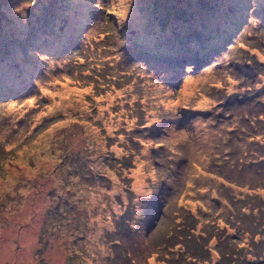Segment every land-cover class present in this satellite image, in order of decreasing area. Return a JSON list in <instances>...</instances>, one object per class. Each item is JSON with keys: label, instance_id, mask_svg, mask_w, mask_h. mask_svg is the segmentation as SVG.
<instances>
[{"label": "rangeland", "instance_id": "1", "mask_svg": "<svg viewBox=\"0 0 264 264\" xmlns=\"http://www.w3.org/2000/svg\"><path fill=\"white\" fill-rule=\"evenodd\" d=\"M215 1L0 0V264H264V0L169 60Z\"/></svg>", "mask_w": 264, "mask_h": 264}, {"label": "bare ground", "instance_id": "2", "mask_svg": "<svg viewBox=\"0 0 264 264\" xmlns=\"http://www.w3.org/2000/svg\"><path fill=\"white\" fill-rule=\"evenodd\" d=\"M218 0L215 1L214 10L215 14H218L217 22L215 25V30L210 34V25L212 23V19L207 20V34L204 36L211 37V40L208 44L205 43L202 47L201 51V58H198L197 60H201L203 64L210 65L213 62V55L215 51L218 49L214 48V44L219 43L221 44L223 36L230 35V31L234 28V24L239 19V17L243 16L245 7L248 3V0H222L220 8L216 6ZM230 5L234 7L233 11H230ZM220 9V11H219ZM82 24L78 28H80ZM213 36V37H212ZM174 50H177L174 49ZM247 99H243L240 102H246ZM180 165L179 167H181ZM137 180H135V189L137 191L143 192L144 186L142 185V182L140 180L139 174H137ZM237 185V186H232ZM238 187V192H241L242 188H245L244 186L238 185L236 183L231 184L228 186L230 190H235V188ZM94 246V245H93Z\"/></svg>", "mask_w": 264, "mask_h": 264}, {"label": "trees", "instance_id": "3", "mask_svg": "<svg viewBox=\"0 0 264 264\" xmlns=\"http://www.w3.org/2000/svg\"><path fill=\"white\" fill-rule=\"evenodd\" d=\"M186 18H188V15L186 16ZM180 50L177 51V63L178 66L177 70L175 71V74H179V70H182V68L184 66H190L193 65V62L196 60L197 56H196V52H200L202 51V47L199 48H195V47H191V46H187L184 48H179ZM182 49V50H181ZM133 133L135 131H132ZM108 160H118L115 157L113 159H111L108 156H105V161L107 162ZM80 161V160H79ZM120 163L122 165H124L125 167H127L128 165H130L129 167H131L133 165V161H132V155H124L121 159H120ZM81 166L83 167V169L85 170L86 176H88V172H90L89 170H87V164L86 163H82ZM100 167V166H99ZM74 171L78 174L80 173L79 171V166L78 167H74Z\"/></svg>", "mask_w": 264, "mask_h": 264}, {"label": "clouds", "instance_id": "4", "mask_svg": "<svg viewBox=\"0 0 264 264\" xmlns=\"http://www.w3.org/2000/svg\"><path fill=\"white\" fill-rule=\"evenodd\" d=\"M176 63H177V61H175ZM177 65H178V63H177ZM196 66V65H195ZM198 66V65H197ZM183 69V68H182ZM176 70V69H175ZM219 103V102H218ZM241 103V102H240ZM164 118V117H163ZM160 122V121H159ZM168 121H167V119L166 118H164L163 119V121H162V129L160 128V124L158 123V125H157V128H156V132L158 133V134H160L161 135V133H162V131H163V129H164V127H165V124L167 123ZM147 127L146 126H141V129H146ZM159 131V132H158ZM249 138V140H250V137H247V139ZM261 144H263L262 143V141L260 142ZM227 144V143H226ZM155 145H159L158 143H156ZM264 145V144H263ZM231 150H232V148H231ZM247 153V152H246ZM243 155V154H242ZM186 157V161H188L189 159H191V156H190V154H188L187 153V155L185 156ZM245 159H247V156L244 158V160ZM264 159V158H263ZM248 160V159H247ZM240 161H241V159H240ZM180 163V162H179ZM178 163V164H179ZM178 164H175L173 167H172V173L173 174H177L178 172H179V170L181 169H184L182 166L181 167H178L177 169H176V166L178 165ZM251 164H253V162L251 163ZM251 164H250V168H251ZM245 165H247L248 166V164H245ZM191 168H196V169H202L203 167L202 166H200L199 164H195L194 163V161H191ZM190 168H188V170H189ZM200 175V174H199ZM200 176H203V177H206V175L205 174H203V175H200ZM207 178V177H206ZM186 180V177L185 178H183V180H182V183L184 182ZM209 181H212L211 179H208ZM213 182V181H212ZM181 183V184H182ZM230 183V182H229ZM183 188V187H182ZM250 190H252V189H250ZM256 192H258V191H254V190H252V193H256ZM186 193V192H185ZM187 195H189L191 198L190 199H188V204L189 205H187L188 207H195V204L198 202V203H200V204H202V203H206V201L205 200H203L202 198L203 197H205L206 195H202V194H198V195H192L191 193H186ZM212 196H214L213 194H210V196L209 197H212ZM185 198H186V196H184ZM222 200H223V198H222ZM206 205H207V203H206ZM199 209H201V211H202V213L204 214V215H206V214H208L209 213V208H208V206H207V209H204V208H202V207H198Z\"/></svg>", "mask_w": 264, "mask_h": 264}, {"label": "water", "instance_id": "5", "mask_svg": "<svg viewBox=\"0 0 264 264\" xmlns=\"http://www.w3.org/2000/svg\"><path fill=\"white\" fill-rule=\"evenodd\" d=\"M177 70V69H176ZM159 132V131H158Z\"/></svg>", "mask_w": 264, "mask_h": 264}]
</instances>
